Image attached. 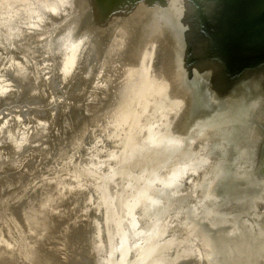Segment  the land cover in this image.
I'll return each mask as SVG.
<instances>
[{"label":"water","instance_id":"1","mask_svg":"<svg viewBox=\"0 0 264 264\" xmlns=\"http://www.w3.org/2000/svg\"><path fill=\"white\" fill-rule=\"evenodd\" d=\"M263 215L264 0H0V264H242Z\"/></svg>","mask_w":264,"mask_h":264},{"label":"flooded vegetation","instance_id":"2","mask_svg":"<svg viewBox=\"0 0 264 264\" xmlns=\"http://www.w3.org/2000/svg\"><path fill=\"white\" fill-rule=\"evenodd\" d=\"M263 216H264V215H263ZM244 253H246V254L248 255L249 252L247 251V252H244ZM247 257H248V256H247ZM247 257H246V258H247ZM242 258H245V257H242ZM253 258H254V259H253ZM237 259H238V258H237ZM261 259L263 260L264 258H263V257H262V258H259V254L256 252V256H255V257H253V256H251V258L248 257L247 260H245V261L242 260L241 263H242V264H245V263H246V264H249V263H252L254 260H255V262H257V261H259V260H261ZM248 262H249V263H248Z\"/></svg>","mask_w":264,"mask_h":264}]
</instances>
